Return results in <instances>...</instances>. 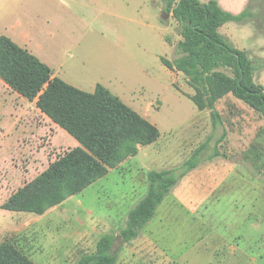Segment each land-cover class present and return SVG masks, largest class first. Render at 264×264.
<instances>
[{
    "label": "rangeland",
    "instance_id": "1",
    "mask_svg": "<svg viewBox=\"0 0 264 264\" xmlns=\"http://www.w3.org/2000/svg\"><path fill=\"white\" fill-rule=\"evenodd\" d=\"M249 6L254 35H264V0H249ZM4 27L7 33L13 28L17 36L29 34L67 84L88 93L97 84L106 87L155 125L160 137L41 216L0 209V246L10 244L32 264H75L95 251L103 235H117L128 212L146 194L150 171L181 165L203 144V162L179 182L144 233L128 246L142 244L144 249L161 243L162 237L208 244L212 238L197 240L189 230L231 229L241 215L262 217L263 120L231 96L216 104L221 115L217 126L208 110L195 107L189 98L195 92L183 74L159 61L176 59L181 40L176 21L159 0H0ZM249 55L255 57L252 51ZM2 86L0 206L78 146L35 102ZM215 150L223 156L212 158ZM158 228L180 235L164 231L157 238ZM125 245H114L118 264H156V256L132 258L142 252L138 247L125 250Z\"/></svg>",
    "mask_w": 264,
    "mask_h": 264
},
{
    "label": "trees",
    "instance_id": "2",
    "mask_svg": "<svg viewBox=\"0 0 264 264\" xmlns=\"http://www.w3.org/2000/svg\"><path fill=\"white\" fill-rule=\"evenodd\" d=\"M179 27L178 57L160 58L170 71L182 73L194 90L190 100L199 111L208 110L212 124L221 122L216 104L231 96L257 112L263 120L264 87L254 81L255 66L244 51L219 33L227 22L253 19L248 5L240 14L224 11L216 0H159ZM0 80L62 129L78 146L52 162L30 183L4 202L0 209L41 216L103 178L140 147L154 144L158 128L97 84L94 92L79 90L55 77L52 70L28 50L0 35ZM225 137V133L223 134ZM203 144L181 165L147 174V192L128 212L116 236L103 235L93 253L75 264H116L118 236L124 243L136 239L158 207L179 182L202 162ZM223 156L217 150L212 158ZM0 264H32L10 244L0 246Z\"/></svg>",
    "mask_w": 264,
    "mask_h": 264
},
{
    "label": "crops",
    "instance_id": "3",
    "mask_svg": "<svg viewBox=\"0 0 264 264\" xmlns=\"http://www.w3.org/2000/svg\"><path fill=\"white\" fill-rule=\"evenodd\" d=\"M199 1L206 3L209 0ZM216 1L224 11L233 15L240 14L249 5V0ZM250 20L252 19H245L241 22H227L219 28V33L233 47L246 52L248 58L253 61L256 68L253 74L254 81L264 87V35H254ZM8 29L6 27L0 28V35L6 34L4 36L10 38L18 46L36 56L52 70L55 77L61 79L59 73L54 71L51 61L40 51V47L31 42L29 34L17 36L12 33L13 28L9 30L11 33H7ZM250 51L253 52L255 57L249 55ZM0 83L12 91L1 80ZM145 228L132 241L137 240L144 233ZM157 231V238L162 237L164 231L167 233L171 231V234L173 233L172 235H180L178 230L173 229L165 230L158 228ZM188 234L195 236L200 241L212 238L214 243L212 239H209L210 243L208 244L193 243L188 245L187 243H174V238L171 241H167L166 238L162 237L161 243L144 246V249L141 248L142 244H134L131 247L128 246V243H124L126 244V248L124 249H130L131 251L137 249L142 252V254H138V252L133 253L132 258L134 259H141L144 256L150 259L156 256V264H214V262L217 264H264V209L262 211V217L259 220H252L248 214H245L237 218L231 229L211 228L205 230V232L200 229H190ZM117 251L119 252V250ZM118 263L117 259L116 264Z\"/></svg>",
    "mask_w": 264,
    "mask_h": 264
},
{
    "label": "water",
    "instance_id": "4",
    "mask_svg": "<svg viewBox=\"0 0 264 264\" xmlns=\"http://www.w3.org/2000/svg\"><path fill=\"white\" fill-rule=\"evenodd\" d=\"M118 243H119V245L124 243L123 240L119 236H118Z\"/></svg>",
    "mask_w": 264,
    "mask_h": 264
}]
</instances>
